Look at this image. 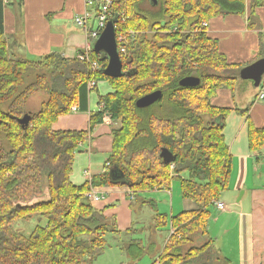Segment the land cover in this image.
<instances>
[{"label": "trees", "instance_id": "1", "mask_svg": "<svg viewBox=\"0 0 264 264\" xmlns=\"http://www.w3.org/2000/svg\"><path fill=\"white\" fill-rule=\"evenodd\" d=\"M249 2V25L255 28L256 10L264 0ZM149 3L151 10H144L141 0H116L112 6L110 19H118L116 36H126L125 51L119 43L123 70L131 73L121 77L104 74L108 60L93 49L88 60L56 52L36 60L11 57L0 21V134L9 143L0 153L1 264H86L104 250L106 234L118 231L86 197L92 186L166 188L173 178H179L182 196L196 206L172 216L174 232L158 260L161 264H228L211 240L194 245L193 234L206 233L209 208L225 190L231 170L223 133L231 109L215 106L211 99L219 88L235 87L242 67L228 62L203 23L218 15L243 14L247 0ZM95 61L98 69L93 68ZM33 71L38 73L28 81ZM187 76L199 77L200 83L181 85ZM102 79L109 80L113 91L100 95V109L91 113L90 128L102 122L106 113L122 126L114 131L108 169L78 185L71 180L73 161L88 131L57 130L53 123L75 104L87 110L88 83ZM157 90L162 92L158 101L137 106L139 98ZM39 92L46 99L24 126L20 118L28 112L25 101ZM8 100V108L3 109ZM249 132L251 148H261L264 130L251 127ZM163 147L176 156L173 172L171 163L160 156ZM143 151L149 157H140ZM123 175L127 182L117 180ZM44 180L49 199L33 201L44 194ZM11 215L28 220L36 216L46 222L21 240L8 229ZM156 221L164 224L165 217ZM127 251L136 259L145 248L133 239Z\"/></svg>", "mask_w": 264, "mask_h": 264}, {"label": "crops", "instance_id": "2", "mask_svg": "<svg viewBox=\"0 0 264 264\" xmlns=\"http://www.w3.org/2000/svg\"><path fill=\"white\" fill-rule=\"evenodd\" d=\"M11 1L13 4H10ZM16 2L17 0H3L2 5L0 4V21L11 57L36 60L56 52L73 58L78 55L79 50H84L92 44L93 39L86 29L77 24L78 27L71 28L70 23L71 19L75 21L77 15L89 12L91 17L88 25L95 27L97 24L95 5L87 4L82 0ZM256 13L262 31L264 6L257 8ZM250 15L251 6L247 0L243 14L218 15L211 18L207 26L208 34L218 40L220 51L225 54L228 62L241 67L259 59L264 53V35L249 25ZM238 82L239 80L235 87L219 88L211 99L213 105L231 109L223 129L231 154V170L225 190L209 208L206 233L196 231L193 234V244L202 245L211 240L228 264H264V139L261 148L253 149L249 138L251 127L264 130V101L257 97L258 93L264 92V78L258 90L250 83L247 84V80L242 85ZM96 85L92 91L88 88L87 110H82L75 104L69 113L61 115L53 123V128L57 130L88 131V136L79 145L73 161L71 180L78 185L84 184L92 177L101 176L108 169L107 163L114 145L115 125L118 123L106 113L102 122L90 128L91 113L100 109V95L113 91L107 79L97 81ZM99 87L100 91L93 93ZM235 97L238 98L239 103L244 104L236 105ZM44 99L46 96L41 98L39 106ZM28 111L33 112L30 109ZM171 165L174 169L173 162ZM175 179H178L180 188L179 178H173L166 188L136 190L127 184L92 186L87 192H94L99 199H88L111 225L115 223L118 231L113 233L116 236L121 235L123 231L132 232L133 209L135 207L139 209L141 205L150 204L158 211L154 219L155 228L158 230H164L169 221V234L163 239L162 250L156 252L157 248H151L154 241L147 248L144 247V253L151 254L153 264L159 258L168 237L174 230L172 216L196 206L192 200L181 195L176 211L173 202L171 214L159 213L157 206L159 202L168 198L172 202L174 194L172 182ZM180 193L182 194L181 188ZM219 201L224 203V208L217 206ZM158 216L165 217L164 224L157 223ZM133 239L139 238L131 237L132 241ZM191 245L192 242L184 246L185 250ZM102 252L94 259L96 260ZM126 252V258L129 256L135 260L132 264H136L139 258L135 259L128 251Z\"/></svg>", "mask_w": 264, "mask_h": 264}, {"label": "rangeland", "instance_id": "3", "mask_svg": "<svg viewBox=\"0 0 264 264\" xmlns=\"http://www.w3.org/2000/svg\"><path fill=\"white\" fill-rule=\"evenodd\" d=\"M17 2L19 3V0H17ZM10 4H13V1H11ZM140 6L144 10H151L152 9V7L149 3V0H141ZM254 20L256 21L255 29L259 30V33L261 35H264V30L260 31L261 22H260L259 16L258 15L255 16ZM70 27L71 28L78 27L76 25L74 19H71ZM36 73H38V71H33L30 74L28 81L33 80ZM244 81H242V79L240 78L238 83H241L240 85H242L244 83ZM248 83L253 85V87L257 88V90L260 87V86H258V87L254 86L252 80H247V84ZM23 88H25V87H23ZM101 89H102V87H101ZM99 91H100V87L98 88L97 91H94L93 93H96ZM19 93H20V90H19ZM17 94H18V92H17ZM236 94H234V95H236ZM15 96H17V95H15ZM45 96L46 95L43 92H39L37 94L30 96L25 101L24 108L26 109V111H28L29 109L32 111H36V110L40 109L41 106H39V103L41 101V98H43ZM31 97H32V100H31ZM10 101L11 100H8L7 102L2 103V108L7 109L8 108V102H10ZM235 103H236V105H243L244 104V103L243 104L239 103L237 97H235ZM116 121L118 123L115 126H116V129H118L122 126V123L120 120H116ZM8 147H9V143L7 141V138L0 134V153L2 151L6 150ZM119 148H118V153H119ZM143 152L145 154L144 153L139 154L140 157H142V158H145V156L149 157L148 152H146V151H143ZM171 167H172V165L170 166V169L173 172L175 169V165L173 166L174 169H172ZM172 183L174 185V188H173L174 194L172 196V202L170 201V198L166 199V201L159 202L157 204L158 209L160 210L159 213L164 214V212H165V213L171 214V205H173L172 203L174 202V210L175 211L177 210L178 205L180 204L182 194L180 193L179 181H178V179H175ZM47 184H48L47 180H44V182H43V188L45 191L44 194L41 196L35 197L33 201H47L49 199L48 191H47V189H48ZM135 203L136 202H134V204ZM3 207H4L3 201L0 199V212L2 211ZM154 209L155 208H153L150 204L141 205V207L139 209L138 208L136 209V207H135V209H133V215H132L133 222H134L133 227H132V232L128 233L126 231H123V233L121 235L118 234V236H116L113 232H108L106 234V246H105L102 254L96 260L94 258H92L86 264H132L133 261H135V260H133L129 256L127 258L125 256V255H127L126 247H127L128 243L130 242L131 237L141 239L145 248H147L148 245H150V243L154 241V244L151 245V248H157L156 252L162 250L163 239H165L169 234L170 222L168 221L164 230H158L157 228H155L154 219H155V215L157 214L158 211H156V209L155 210ZM15 214H17V212ZM9 220H11L8 222V225H7L9 231L17 232L19 234V236H17V237H19L21 240L24 239V237H22V236L26 237V236L30 235L31 232L34 230V228L41 222L40 220H38V218L36 216H34L32 219L28 220L26 218H18L15 215H11V217H9ZM45 222H46L45 219H43L41 224H44ZM131 242H132V240H131ZM181 263L182 262H177V264H181ZM136 264H152L151 254L150 253H144L143 256H141L139 259H137Z\"/></svg>", "mask_w": 264, "mask_h": 264}, {"label": "water", "instance_id": "4", "mask_svg": "<svg viewBox=\"0 0 264 264\" xmlns=\"http://www.w3.org/2000/svg\"><path fill=\"white\" fill-rule=\"evenodd\" d=\"M156 1V0H155ZM117 17L108 21L105 28L101 32L100 36L92 41L91 47L96 53H101L107 58V64L103 68L104 74L111 77H121L125 74H131L129 71L123 70V61L119 52L117 36H116V22ZM239 76L242 80H252L253 84L260 86L264 77V56L255 60L254 62L241 68ZM200 83V78L197 76H187L181 79L180 84L183 86H195ZM162 97L161 90L153 91L139 98L136 102L138 107L149 106ZM33 112L28 111L20 122L22 125H27L31 119ZM160 156L165 163H171L175 161L176 156L168 148L163 147L160 152ZM117 180L121 182H127L124 175Z\"/></svg>", "mask_w": 264, "mask_h": 264}, {"label": "built area", "instance_id": "5", "mask_svg": "<svg viewBox=\"0 0 264 264\" xmlns=\"http://www.w3.org/2000/svg\"><path fill=\"white\" fill-rule=\"evenodd\" d=\"M87 4H91V5H95L96 6V18H97V24L95 27H90L88 25V20L91 17V14L89 12H86L84 14H79L75 17V23L81 27H83L84 29H86L88 35L94 40L96 38H98L101 34V32L103 31V29L105 28L106 24L108 23L109 19L112 16V6L115 4L116 0H82ZM205 26H208L209 23L208 22H204L203 23ZM126 41V36L123 34H120L117 38V42H118V47H119V43H121V50L125 51V47H124V42ZM92 50L91 45H88V47L84 50H82L81 52H78V57L81 60H88L89 59V55H90V51ZM120 50V48H119ZM93 68L94 69H98L99 68V64L95 61L92 62ZM97 84L96 80H91L88 83V88L91 90L93 89ZM258 99H261L264 101V92L261 91L260 93H258L257 95ZM75 109V107L73 108ZM107 165H109V162L107 163ZM87 197L88 198H94V199H99V196L96 195L94 192H87ZM217 206L219 208H224V203L222 202H218ZM172 232H174V230H172ZM153 264H161L160 261L157 259L155 260V262Z\"/></svg>", "mask_w": 264, "mask_h": 264}]
</instances>
